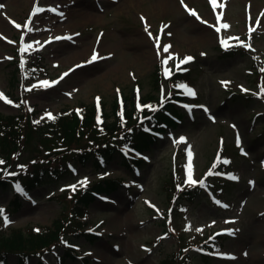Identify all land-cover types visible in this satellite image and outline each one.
Listing matches in <instances>:
<instances>
[{
	"label": "rangeland",
	"instance_id": "obj_1",
	"mask_svg": "<svg viewBox=\"0 0 264 264\" xmlns=\"http://www.w3.org/2000/svg\"><path fill=\"white\" fill-rule=\"evenodd\" d=\"M0 4L4 5L0 9V117L22 112L18 97L23 87L31 92L27 102L39 110V121L65 109L92 106L98 98L113 113L116 98L122 94L130 99L139 90L136 92L143 96H158L156 70L165 68L162 61L169 54L174 58L167 67L174 72L181 60L194 58L183 63L192 71L191 83L185 89L182 124L172 136L165 133L158 143L149 145L139 170L121 167L117 158L102 169L93 168L91 163L79 165L78 175L43 183L26 192V199L6 214L8 233L53 224L73 205L65 190L71 194V186L77 187L85 180L101 181L106 173L107 178L119 177L123 181L89 205L87 230L100 236L90 240L87 235H71L65 239V244L75 247L80 256H89V262L50 254L46 256L47 264H165L168 254L179 246L175 237L178 231L183 245L192 244L193 264H264V135H244L240 126L247 129L252 114L263 111L254 127L257 131L264 129V101L256 103L251 97L252 103L241 99L222 103L236 89L248 94L258 89L253 75L261 73L256 63L264 68V0H217L215 9L210 0H0ZM34 7L44 10L31 16L29 32L25 23ZM91 13L93 16L87 17ZM13 22L21 27L16 28ZM220 23L229 27L218 33L215 28ZM58 36L71 39L56 40ZM154 37H159L160 56ZM222 38L229 46H252L251 51L260 54V60L255 61L251 53L221 56ZM29 44L32 47L26 48ZM84 44L93 45L75 57L73 50ZM164 45L171 46L169 53L163 52ZM90 49L101 52V56L89 63L91 56L84 55ZM22 52L32 55L34 63L46 65L48 74L22 85L15 77L14 64ZM64 73L68 75L61 78ZM43 81L50 86H43ZM189 89L196 94H190ZM168 91L165 83L163 92ZM235 136L249 147L235 149L231 144ZM25 141L17 148L19 153L0 154V160L5 162L0 165V175L61 160L55 145H45L35 130H30ZM96 143L89 142L86 147ZM189 151L193 180L209 184L220 176L213 171L227 160L225 164L231 165V172L240 181L231 187L227 184L222 194L230 208L221 209L214 201L198 199L191 206L188 223L184 222L185 213H170L167 232H163L161 212L170 204L169 191L175 185L172 174L183 167L181 178L187 181ZM54 193L60 197L52 198ZM11 199L10 192H0V209ZM222 229L238 231L226 238L222 251L207 254L205 261L199 251L205 240L200 236L213 237ZM64 252L61 245L57 255ZM9 260L10 264H19L15 258ZM30 264L41 263L36 260Z\"/></svg>",
	"mask_w": 264,
	"mask_h": 264
},
{
	"label": "trees",
	"instance_id": "obj_2",
	"mask_svg": "<svg viewBox=\"0 0 264 264\" xmlns=\"http://www.w3.org/2000/svg\"><path fill=\"white\" fill-rule=\"evenodd\" d=\"M231 55L233 54H224L223 57ZM31 73L35 72L30 68L24 70L25 76H32ZM154 97L149 96L145 98L142 103L143 106L140 109L136 108L133 101L129 103L125 102V106L115 103L112 109L113 113H110L106 106L102 111L93 106L80 113L74 111L66 112L64 115L56 116L53 121L34 128L29 118L36 111L32 108L29 110L27 106L23 107L24 112L22 115L1 116V156L8 155L10 151L19 153L17 148L20 149V147L25 145V140L30 130H35L40 139L44 140L45 145L52 142L56 143V138L65 136L67 140L66 146L72 151H58L56 156L61 158V160L52 165L46 164L45 166L38 167L35 164L32 168H28L23 172H14L15 175H12V172H5L0 175V192H12L14 198L11 200V204H19L20 191L32 188L36 182L54 180L58 179V177L66 176L69 172L68 170L75 168L78 163L88 164L89 162H93L99 166L105 165L110 161L111 157L115 156L118 150L120 152L124 150L121 147L123 144L134 147L141 152L146 150L150 147V144L158 142L156 136L151 135L147 130L154 128V130L162 132L167 128L166 122L171 125L175 124L171 122L170 115L173 111L177 112L175 108L169 109V106H175L174 102L161 101L159 105L153 101H147L154 99ZM231 99L235 101L238 99L244 100L241 95H236ZM231 99L229 98L227 102L233 101ZM249 101L252 103L251 100ZM89 140H98L99 146L87 149L86 146ZM71 141L74 142L72 145L70 144ZM123 158L126 167H132L134 163L138 162L135 159V155H132V159ZM111 181H105L109 182L107 186H103L101 183L98 186L100 188H96V190L109 191L112 188H116L117 185L113 182L114 180ZM17 185L20 186V190L17 189ZM86 194H81L76 201L74 200L73 211L70 212V215L64 213V217L56 221L54 227H39L37 230L31 229L28 232L17 229L13 230L10 234L5 233L0 228V264H10V258L17 259L19 264H28L39 253L46 252V249L50 250L51 244L58 243L60 241V234L72 222L78 225V228L81 227L83 224L79 217L91 204V201L95 199L91 192L88 195ZM180 254L182 256L187 255L184 252H180ZM180 254L176 255L174 259L166 258L165 264H184L181 261Z\"/></svg>",
	"mask_w": 264,
	"mask_h": 264
},
{
	"label": "snow or ice",
	"instance_id": "obj_3",
	"mask_svg": "<svg viewBox=\"0 0 264 264\" xmlns=\"http://www.w3.org/2000/svg\"><path fill=\"white\" fill-rule=\"evenodd\" d=\"M181 2L183 3V0H181ZM210 3L213 5V8L215 9V7L217 6V0H210ZM3 7H4V5L0 4V9H2ZM43 10H44V9H41V8H38V7H34V8H33L32 13H30L29 20L26 21V23H25V27H27V30H28L29 32L32 31V28H31V27H28V25H30V24L32 23L31 16L36 15L38 12L43 11ZM51 11H56V9H51ZM191 14H192V15H197L195 11H192ZM59 15L63 16V13L61 12V13H59ZM262 15H264V13H262ZM221 17H222V13H221L220 15L217 16V22H218V23H219V21L221 20ZM141 19H144V18L142 17ZM13 23H14V26H15L16 28L19 29V28L21 27L20 24L15 23V22H13ZM257 24H259V20H257ZM148 27H149V26L147 25V23H145V31H146V32H148ZM164 27H166V26H164ZM228 27H229V25H228L227 23H220L219 27H216L215 30L219 33V32L221 31V29H227ZM253 30H254V29H253ZM76 35H79V34H76ZM148 35L151 37V36H152L151 32H148ZM50 39H51V38H50ZM55 39H56V40H60V39H71V37H70V36H69V37H59V36H58V37H55ZM154 39L156 40V46H157V49H158V51H157V55L160 56V50H159V49H160L159 37H154ZM233 39H238V38H233ZM220 42H221V44H222L223 46H225V47H228V46H229V45L227 44V41H226L225 39H223V38L221 39ZM245 46H248V45H245ZM31 47H32L31 44L26 45V48H31ZM170 47H171L170 45H164V46H163V52H164V53H169V49H170ZM98 58H99L98 54L94 52L93 56L91 57V59H90L88 62H89V63H90V62H93V61L97 60ZM173 58H174L173 55H172V54H169V55H168L165 59H163V61H162L163 65H165V68H164V74H165L166 77H168V76L171 75V70L167 67V65H168V61H169L170 59H173ZM190 60H192V57H186V58H184V60H181V61L177 64V66H176V67H177V70H181V69H180V64L187 63V62L190 61ZM77 67H79V66H77ZM70 71H71V70H70ZM261 71L264 72V68H262ZM67 75H68V73H64V74L62 75L61 78H63V76H67ZM224 83H227V82H224ZM42 84H43V86H45V87L50 86L48 81H43ZM34 87H35V85H34ZM185 87H186V86H185ZM137 91H139V90H137ZM188 91H189V93L192 94V95L195 94V93L192 92L190 89H189ZM245 91H247V90H245ZM261 94H264V86L261 87ZM2 96H3V94L0 93V97H2ZM98 99H99V98H98ZM9 103H10V101H9ZM138 107H141V106L138 105ZM144 107H147V106H144ZM29 110H31V109H29ZM49 118H52V117H51V114H49ZM37 123H38V121H37ZM181 139H183V138H181ZM238 142H239V141H238ZM188 156H189V162H188V179H187V183H189V184H195V183H197V181L193 180V178H192V163H191V156H192V153H191V151L188 152ZM223 162H224V163H229V161H227V160H224ZM4 163H5V162H4L3 160H0V165H3ZM209 174H211V172H210ZM12 175H15V174L12 173ZM230 178L233 179V180L238 179V177H236V176H230ZM81 183H86V180H85V181H82ZM199 183H200V184H203V180H200ZM250 183H251V182H250ZM71 187L73 188V190H75V186H71ZM17 189L20 190V186H19V185H17ZM217 203H220V202L217 201ZM223 206H224V207H227V205H223ZM0 215H4V210H3V209H0ZM4 222H5V225H7V224L9 223L8 217H7L6 215H4ZM197 231H201V229H197ZM235 231H238V230H229V233H228V234L232 235V234H234ZM245 255H246V253H245Z\"/></svg>",
	"mask_w": 264,
	"mask_h": 264
},
{
	"label": "bare ground",
	"instance_id": "obj_4",
	"mask_svg": "<svg viewBox=\"0 0 264 264\" xmlns=\"http://www.w3.org/2000/svg\"><path fill=\"white\" fill-rule=\"evenodd\" d=\"M93 16V14L91 13V14H87V17H92ZM203 37H206L207 38V36H203ZM90 44H84L83 45V47L82 48H78V49H74L73 51V53L75 54V57H79L80 56V54L79 53H84L89 47H91V46H89ZM90 53H88V54H85L84 56H86V55H90L91 57L93 56V54H94V52L95 53H97L98 54V56L100 57L101 56V52H99V51H97V50H95V49H90V51H89ZM83 56V57H84ZM80 59V58H79Z\"/></svg>",
	"mask_w": 264,
	"mask_h": 264
}]
</instances>
